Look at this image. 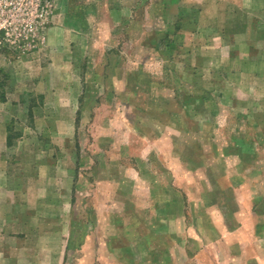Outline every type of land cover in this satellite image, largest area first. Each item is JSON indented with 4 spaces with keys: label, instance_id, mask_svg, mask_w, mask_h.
<instances>
[{
    "label": "crops",
    "instance_id": "obj_1",
    "mask_svg": "<svg viewBox=\"0 0 264 264\" xmlns=\"http://www.w3.org/2000/svg\"><path fill=\"white\" fill-rule=\"evenodd\" d=\"M55 2L46 41L21 61L13 59L30 73L17 81L29 85L0 99V264H178L177 258L184 262L190 254L187 237L170 228L187 227L186 212L193 209L190 180L200 186L199 203L206 201L210 166L201 149L208 146L206 139L172 142L171 147L187 148L184 154L174 152L156 139L159 134L140 133L143 128L130 117L136 125L109 127V134L96 136L87 153L77 136L67 140L76 135L74 123L73 134L63 140L41 138L42 128L44 134L68 128L61 127V117L41 127L36 118L46 111L62 115L64 108L75 114L80 104L70 98L84 94L68 89L69 103L64 102V87L48 90L52 77L69 76L72 86L88 84L74 78L83 75L84 65L103 72L117 69L106 74L116 85L112 93L95 100L108 114L121 111L115 99L121 93L127 97L124 83L130 71L135 69L129 88L135 98L142 93L143 71H149L148 90L158 95L152 105L155 99L175 101L173 108L168 101L159 106L176 120L177 115H197L198 131L215 132L214 146L223 150L229 168L211 177L219 184L217 191L234 195L238 206L248 195L255 201L249 206L254 214L264 210V200L259 205L254 199L264 186V152L259 149L264 148V0ZM148 18L150 23H144ZM28 91L41 102L31 112L33 122L23 123ZM166 127L182 129L177 122ZM67 144L73 156L60 154ZM238 178L240 185H234ZM243 178H249L245 191ZM143 225L154 229L153 236L132 233V227L136 231ZM252 227L253 237L264 240V217ZM171 244L182 250L181 256L168 251Z\"/></svg>",
    "mask_w": 264,
    "mask_h": 264
},
{
    "label": "rangeland",
    "instance_id": "obj_2",
    "mask_svg": "<svg viewBox=\"0 0 264 264\" xmlns=\"http://www.w3.org/2000/svg\"><path fill=\"white\" fill-rule=\"evenodd\" d=\"M43 3H46L48 6V14L45 16V22L42 24H39V32L36 36L35 34L29 35L30 41H15L16 36L14 34L6 35L4 32L5 30H0V99L5 96V93L9 90L13 91L15 94L18 91H22L23 87L25 85H29L28 81H17L22 80V76L26 78L29 76L30 73L27 71H24L23 68H20L21 63L16 66L13 62L14 60L19 59L20 61L28 56V53H30L32 50L34 51L39 44H43L46 41L47 38V28L51 24V18L55 13V9L57 7V4L55 0H41ZM98 5V4H97ZM149 4H143V7L147 6ZM97 8V6H96ZM95 8V9H96ZM32 12L34 15L37 14L36 9L32 8ZM37 16V15H36ZM35 21L37 23L40 22V17L37 16ZM98 20H95V23H97ZM140 21V19L136 20ZM135 22V21H134ZM144 23H150V18L144 21ZM129 23H123V26H129ZM136 24V27L140 24ZM147 41L152 42L151 39H147ZM127 46L125 45L122 47L123 51L128 53ZM164 51V52H163ZM163 51H159L158 53H166V49ZM175 51V50H174ZM170 53V52H169ZM181 58V56H180ZM17 69V70H14ZM129 70L128 68H126ZM83 71V75L81 77L74 76L76 81H79L80 79H84L88 82V84L83 83L81 86L78 82H76V85L74 84L72 86V81H66L65 76L57 77V81H54V77H52L49 89L51 90L54 86L57 85L58 87H64V92H66V95L64 94V102L69 103V96H68V89L73 91V94H76L78 90L83 91V96L78 98H70V102H75V106L79 105L78 111L73 114L74 111H70L67 109L62 110V115L59 114H48L46 111L43 116L36 118V123L39 127L41 125H54L56 121L59 120L61 117L62 122H64L61 127L68 128L71 132L68 131V129H63L62 131L58 129L56 131V134L54 131L51 132H45L43 128L41 129V138L49 139V140H55L58 139H64L67 138L68 135L71 133L73 134V124L77 127L76 135L72 138H68L67 140L74 139L76 136L79 138L80 142L82 143V149H86L87 151H91L92 143L95 142V137H101L104 138L109 134V127H112L114 129L127 126H134L136 124L130 123L127 117L133 118L134 123H139L142 130L138 129L140 133H147L148 135H155L159 134L156 139L163 141L166 146H170L172 142H178L177 140L184 143L185 140H191V142H201L206 139V143L208 144L207 147H202V152L206 155L207 164V174L209 175L210 179L207 180L206 186H207V196L206 201H201L199 203V199L202 196L200 193V186L195 183L192 180H190V190L191 192V198L189 202H191V205L193 206V209L187 210L186 214L189 218L187 222V227L183 228H170L171 230H175V232H180L181 235H183L186 238V241H189L187 245L189 246L190 254L184 260V262L180 259L178 261L177 256H181L182 250L175 247L174 244H171V247L169 246L168 251H172V253L177 258L178 264H264V240L263 237H260L259 234L254 238L253 237V231L256 228L252 227L253 221H256L262 217H264V210L260 209V211L257 214H254L252 210L249 209V206L251 207L252 204L255 203V201L250 198L248 195H244L243 201L239 203V206L234 204V199L236 197L234 195L226 194L223 190L222 193L217 191L216 187L217 185L216 181L211 179L215 173L219 174V176L229 171L228 168V162L224 159L222 156L223 150H220L218 147L214 146V143L216 140L215 132L213 130H207V131H198V123L199 119L198 116H192L188 115L184 117H180V115H177L178 119H174L173 115H168L165 113L166 111H163L160 108V104L163 102H169L171 104V108H173L175 101L168 100L166 98H161L153 102L152 105V98H156L158 95L156 94V90L149 89L148 90V79L149 75L151 73L149 71L144 70L142 76L143 80V87L141 89L142 93L138 95L137 98L131 97L129 94V88H133L134 79L136 75H133V72H135V69L129 70L130 73L128 74V78L126 77L124 88H126L127 97L126 95L120 94L119 98L115 99L116 107H119L121 109L120 112L113 113H107L103 106H97L95 100L99 97V101L101 97H104L105 94H111L113 91V88H115V84L113 83V79L111 78L109 81L106 80V74L107 70L110 72L115 73L117 70L116 67H111L109 69L104 68V72L101 68H93V67H87L84 65V67L81 68ZM128 72V71H127ZM135 74V73H134ZM16 75V81L13 83V77ZM58 78H61L60 82L58 81ZM74 79V80H75ZM33 85V84H31ZM36 85V84H35ZM43 87L46 86L42 85ZM42 86H35L36 89H42ZM79 86V88H78ZM76 87V88H75ZM82 87H84V90H82ZM161 92L171 94V90L166 89L163 90L160 89ZM30 92H25L23 96H25L23 105L21 108H24L25 116H21V121L23 123H32L33 119H31V116L33 112L34 107H37L39 103L41 102L37 96L33 94H29ZM103 93V94H102ZM122 95V96H121ZM18 96V94L16 95ZM76 97V95H74ZM17 98V97H16ZM126 98V100L124 99ZM110 100V99H108ZM79 102V103H78ZM50 105H54L53 101H50ZM91 104V105H89ZM167 104V103H166ZM51 106V107H53ZM66 106V105H63ZM89 106V107H88ZM98 107V108H97ZM159 107V108H158ZM54 108V107H53ZM97 108V110H95ZM155 108V109H154ZM158 108V109H157ZM58 110V109H57ZM59 111V110H58ZM80 111V112H79ZM164 112V113H159ZM29 114V115H28ZM130 119V120H133ZM153 119V120H152ZM156 119V120H155ZM213 119L209 124L212 123ZM151 122H158L162 124H166V126L171 125L172 127L175 126V122H177L179 128L176 131H173L169 127H160L155 128ZM125 123V124H124ZM22 124V123H21ZM137 124L139 127L140 125ZM168 124V125H167ZM208 124V125H209ZM163 126V125H162ZM184 126H191L195 127L196 130L191 131H184ZM212 126V125H210ZM209 126V127H210ZM140 127V128H141ZM144 130V131H143ZM127 131V130H126ZM18 131H15V134H17ZM37 133V132H36ZM131 133V132H130ZM38 134V133H37ZM155 138V137H153ZM73 143L71 141L68 144ZM63 145L61 147L60 154L63 155H72L71 149L68 147L69 145ZM86 145V146H85ZM47 149H54L52 146L51 148ZM167 149V148H166ZM169 149H172L174 152H177L180 150L182 154L185 153V150L187 148H178V147H169ZM262 152H264V148H259ZM206 150V151H205ZM179 152V153H180ZM261 152V153H262ZM86 155V154H85ZM73 156V155H72ZM240 166V165H239ZM259 170V168H258ZM248 179H244V187L242 189L245 191V188L248 183ZM179 182H182L183 179L179 178ZM186 181V179H184ZM262 180V179H261ZM222 181V179H220ZM252 180L250 179V182ZM256 181V180H255ZM260 181V180H259ZM234 185H240V179L238 178L236 182H234ZM248 187V186H247ZM262 189H264V186L260 187V191L257 193L259 196L258 198L256 195L254 196V199L256 200V203L259 205H262L264 196ZM245 193V192H244ZM203 197V196H202ZM229 198V200H227ZM231 198V199H230ZM232 210V216L231 217V209ZM264 207V206H263ZM199 214H203L204 217L199 221L196 219V217H199ZM257 215V216H256ZM247 223H249V227H247ZM189 225V226H188ZM264 230V227H261ZM131 231L133 234H136L138 231H142L143 234H149V236H153L154 229L149 227L147 225L139 226L131 228ZM184 231V232H183ZM154 243H152L151 246H153ZM148 246V245H147ZM143 250H148L143 247ZM201 250V251H200ZM169 252V253H170ZM199 252V253H198ZM141 261H145L142 260ZM160 261V260H158ZM146 262V261H145ZM148 262V261H147ZM143 263V262H142ZM141 264V263H140Z\"/></svg>",
    "mask_w": 264,
    "mask_h": 264
},
{
    "label": "built area",
    "instance_id": "obj_3",
    "mask_svg": "<svg viewBox=\"0 0 264 264\" xmlns=\"http://www.w3.org/2000/svg\"><path fill=\"white\" fill-rule=\"evenodd\" d=\"M47 4L41 0H0V30H5L6 35L14 34L15 41H30L29 35L40 36L39 24L45 22L48 14ZM32 8L36 9L40 22L35 21L36 15ZM39 32V34H38Z\"/></svg>",
    "mask_w": 264,
    "mask_h": 264
}]
</instances>
